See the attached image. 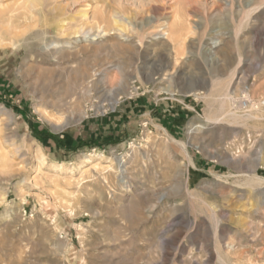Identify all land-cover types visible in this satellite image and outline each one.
<instances>
[{"label":"rangeland","instance_id":"rangeland-1","mask_svg":"<svg viewBox=\"0 0 264 264\" xmlns=\"http://www.w3.org/2000/svg\"><path fill=\"white\" fill-rule=\"evenodd\" d=\"M0 264H264V0H0Z\"/></svg>","mask_w":264,"mask_h":264},{"label":"bare ground","instance_id":"bare-ground-1","mask_svg":"<svg viewBox=\"0 0 264 264\" xmlns=\"http://www.w3.org/2000/svg\"><path fill=\"white\" fill-rule=\"evenodd\" d=\"M29 5V4H28ZM108 31V30H107ZM158 33V32H157ZM156 33V41L157 40H159V39H162L163 37H166L167 35L166 34H157ZM84 35H86V36H91L90 35V33L89 32H86V33H84ZM104 36H107V33H106V31L103 29V27L101 28L100 26H99V28H98V34H96L95 35V39L94 40H92V41H89V40H86V42H97L98 40H99V38H103ZM123 36V35H122ZM91 38V37H90ZM153 38H154V36H153ZM98 39V40H97ZM163 40H165L166 41V39H163ZM155 41V40H154ZM75 44V43H74ZM167 44V43H166ZM70 45V43H65V44H55V45H52L51 44V48H52V50L54 51V53H56V54H64V52H63V50H64V48L65 47H67V46H69ZM80 45V44H79ZM77 46V45H76ZM83 45H80V49H84V47H82ZM90 46V45H89ZM78 47V46H77ZM51 48H50V50H51ZM49 50V51H50ZM53 51H51V52H53ZM67 52V51H66ZM146 64V63H145ZM135 66V65H134ZM172 76V75H171ZM95 77L94 76H91V77H89V81H88V89H90L91 88V86H93V82H94V79ZM77 82V81H76ZM86 84V83H85ZM87 87V86H86ZM62 88V87H61ZM63 88H65V87H63ZM67 88V87H66ZM65 88V89H66ZM87 91V90H86ZM65 92V91H64ZM63 92V93H64ZM91 92V90H88V93H90ZM171 94L172 93H174V91L173 90H170L169 91ZM182 93H184V94H188V95H195V96H197V95H199L200 93H201V89H198L197 87H189V88H186V89H184V90H182L181 91ZM68 94V93H67ZM65 95V94H64ZM88 95V94H87ZM90 95V94H89ZM209 95V94H208ZM207 95V96H208ZM90 97V96H89ZM93 101V100H92ZM117 103V102H116ZM112 105H114V104H112ZM2 111V110H1ZM165 130V129H164ZM168 138H170V136L168 137ZM171 139V138H170ZM168 141V140H167ZM170 141H172V140H170ZM183 148L185 149V151L188 153V150H187V148L183 145ZM128 158V157H127ZM124 161V160H123ZM127 167H126V165L123 163V162H121L120 164H119V166H118V171H117V174H118V176H120L121 177V175H124V173L126 172V169ZM108 172V171H107ZM127 173H128V171H127ZM126 175V174H125ZM117 177V176H116ZM124 177V176H123ZM126 179H127V177H126Z\"/></svg>","mask_w":264,"mask_h":264},{"label":"trees","instance_id":"trees-1","mask_svg":"<svg viewBox=\"0 0 264 264\" xmlns=\"http://www.w3.org/2000/svg\"><path fill=\"white\" fill-rule=\"evenodd\" d=\"M34 133L38 136V137H41V138H43V139H46V140H52L53 139V135H51V134H48V133H46V132H42V131H34ZM54 140V139H53ZM88 143H85V144H81V145H78V146H75V147H73L71 150L72 151H74V152H76V151H78V150H80V149H82V148H84V147H90V146H92V145H87ZM109 145H111V143H104L103 144V146H105V147H107V146H109Z\"/></svg>","mask_w":264,"mask_h":264},{"label":"built area","instance_id":"built-area-1","mask_svg":"<svg viewBox=\"0 0 264 264\" xmlns=\"http://www.w3.org/2000/svg\"><path fill=\"white\" fill-rule=\"evenodd\" d=\"M243 105H244V107H248L249 101H244Z\"/></svg>","mask_w":264,"mask_h":264}]
</instances>
